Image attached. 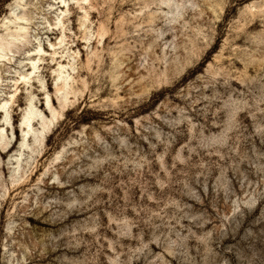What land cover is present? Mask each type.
I'll list each match as a JSON object with an SVG mask.
<instances>
[{"label":"rangeland","instance_id":"374dc122","mask_svg":"<svg viewBox=\"0 0 264 264\" xmlns=\"http://www.w3.org/2000/svg\"><path fill=\"white\" fill-rule=\"evenodd\" d=\"M64 1L0 0V264H264V0Z\"/></svg>","mask_w":264,"mask_h":264},{"label":"bare ground","instance_id":"6f19581e","mask_svg":"<svg viewBox=\"0 0 264 264\" xmlns=\"http://www.w3.org/2000/svg\"><path fill=\"white\" fill-rule=\"evenodd\" d=\"M84 2H86L87 0H82ZM59 2L63 5V6H66V2L64 0H59ZM62 13H64V11H61L60 14L62 15ZM17 21H22L24 22V24L22 25H15V28L8 34V37L9 39L8 40H4L2 38H0V59H4L5 56H6V53L5 52H9L10 51V48L11 46H14L15 43H23V42H26L27 41V27L25 25L26 22L29 21L28 17L25 16L24 13L20 14V15H14V20H13V23H17ZM61 21H60V18L57 17L56 18V22H55V26H57V24H60ZM18 24V23H17ZM59 43H61V38L59 39L58 41ZM50 46H52L50 44ZM38 51L40 52L41 49L38 48ZM37 51V52H38ZM9 60V59H8ZM39 59H37L36 61H38ZM36 61H30V65H31V71L30 72H27V73H23L20 75V80H23L26 82V79L29 78V76L34 72V70L36 69ZM71 66V65H69ZM68 67V66H67ZM65 66L64 65H61V64H58V67H57V74H56V80L59 81V83L56 85L55 84V89L57 91V93L60 94V97L62 96L63 100L66 98V95H67V91H68V88H69V84H68V80H69V77L65 72ZM72 68V67H71ZM71 70V69H70ZM65 74H64V73ZM68 73V72H67ZM19 77V76H18ZM30 79V78H29ZM72 81H73V78H71ZM21 81V82H23ZM16 82V81H15ZM70 82V80H69ZM71 83V82H70ZM54 89V90H55ZM16 90V89H15ZM71 90H72V87H71ZM14 94L12 93L11 95H9V101H12V98H13ZM58 97V96H57ZM67 99V98H66ZM46 105L48 106L49 110H50V113H51V116L53 115V111L51 110L50 106H49V100L48 98L46 97V101H45ZM9 104L8 103V99L5 100V101H2V103H0V109L2 110L4 107L6 109V105ZM33 107V106H32ZM28 108L27 111L25 112V115L23 116L22 118V121H21V124L25 126V128H27L26 130L30 129V121L35 117L36 115V111L34 110V108ZM54 110V109H53ZM38 112V111H37ZM55 115V114H54ZM6 116V115H5ZM7 117V116H6ZM51 118V117H50ZM3 119V117H2ZM46 122V120H45ZM43 120H42V123H41V127L42 129H44L46 127V125H48L47 123H45ZM2 129V128H1ZM1 129H0V139L2 137V133H1ZM24 130V129H23ZM33 130V129H32ZM29 131V130H28ZM27 131V132H28ZM35 131V130H34ZM43 131V130H42ZM41 131V132H42ZM3 132V131H2ZM25 132V131H24ZM25 132V134L27 133ZM36 132V131H35ZM34 132V134H35ZM41 132H38V134L36 136H34L32 140L36 141V142H39L42 138V133ZM2 134V135H1ZM6 138V137H5ZM26 140V139H25ZM4 141V140H3ZM6 141V139H5ZM23 141V140H22ZM26 142V141H25ZM3 144V143H2ZM22 144V143H21ZM20 144V146H21ZM4 145V144H3ZM23 145V144H22ZM7 146V145H6ZM1 147V146H0ZM24 147V145H23ZM28 147V146H27ZM26 147V148H27ZM2 148V147H1ZM5 148V147H4ZM3 148V149H4ZM2 149V150H3ZM30 149V147H29ZM17 164V163H16ZM17 169V168H15ZM12 173V172H11ZM13 176V175H12ZM15 176V174H14ZM18 176V175H17ZM16 177V176H15Z\"/></svg>","mask_w":264,"mask_h":264}]
</instances>
